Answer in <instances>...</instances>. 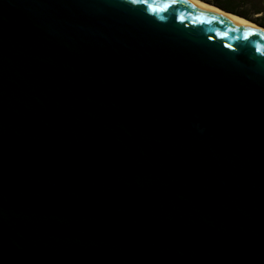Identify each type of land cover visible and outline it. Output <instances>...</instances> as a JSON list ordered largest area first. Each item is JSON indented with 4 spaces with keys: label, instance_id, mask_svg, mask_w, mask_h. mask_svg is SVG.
<instances>
[{
    "label": "water",
    "instance_id": "95a60500",
    "mask_svg": "<svg viewBox=\"0 0 264 264\" xmlns=\"http://www.w3.org/2000/svg\"><path fill=\"white\" fill-rule=\"evenodd\" d=\"M0 264H264V35L0 0Z\"/></svg>",
    "mask_w": 264,
    "mask_h": 264
},
{
    "label": "bare ground",
    "instance_id": "6f19581e",
    "mask_svg": "<svg viewBox=\"0 0 264 264\" xmlns=\"http://www.w3.org/2000/svg\"><path fill=\"white\" fill-rule=\"evenodd\" d=\"M184 1L189 3V4H192L195 7H198L199 9H201L205 12H208L210 14L228 19V20L232 21L233 23H236L239 25H244V26L256 29L264 35V28L259 27L258 24L254 23L250 20H247L241 16L232 14L228 11L226 12L225 10L218 8V7H216L210 3L204 2L202 0H184Z\"/></svg>",
    "mask_w": 264,
    "mask_h": 264
},
{
    "label": "rangeland",
    "instance_id": "374dc122",
    "mask_svg": "<svg viewBox=\"0 0 264 264\" xmlns=\"http://www.w3.org/2000/svg\"><path fill=\"white\" fill-rule=\"evenodd\" d=\"M222 2H230L239 12L247 13L251 20L264 19V0H221ZM262 13H258L257 12ZM264 21V20H263Z\"/></svg>",
    "mask_w": 264,
    "mask_h": 264
},
{
    "label": "trees",
    "instance_id": "16d2710c",
    "mask_svg": "<svg viewBox=\"0 0 264 264\" xmlns=\"http://www.w3.org/2000/svg\"><path fill=\"white\" fill-rule=\"evenodd\" d=\"M202 1L210 3V4H212V5H214V6L218 7V8H221V9H223L225 11L231 12L232 14L241 16V17H243V18H245L247 20H250V21H252V22L264 27V21H263L264 19L263 18L262 19H258V20L257 19L251 20L250 16H248L247 13L239 12L236 9V7L233 4H231L230 2H222L221 0H202ZM258 13H262V11L261 12L259 11L256 14H258Z\"/></svg>",
    "mask_w": 264,
    "mask_h": 264
}]
</instances>
